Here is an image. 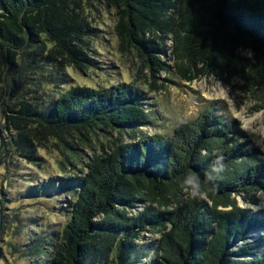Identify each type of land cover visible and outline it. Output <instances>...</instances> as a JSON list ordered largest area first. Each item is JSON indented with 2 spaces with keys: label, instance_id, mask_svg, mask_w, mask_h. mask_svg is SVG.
Masks as SVG:
<instances>
[{
  "label": "trees",
  "instance_id": "1",
  "mask_svg": "<svg viewBox=\"0 0 264 264\" xmlns=\"http://www.w3.org/2000/svg\"><path fill=\"white\" fill-rule=\"evenodd\" d=\"M107 9L121 52L135 51L154 71L169 39L180 77L237 79L264 108V0H0L2 155L36 162L46 142L65 146L73 138L92 151L83 176L51 181L52 190L73 192L58 245L32 239L24 255L40 264H107L109 257L124 264L136 233L148 230L159 234L157 264H264V251L238 244L264 221L236 201L243 193L257 204L248 193L264 189V160L237 143L222 118L208 111L170 136L143 134L126 143L121 137L133 139L147 122L138 88L70 85L47 107L33 101L42 84L62 83L53 72L94 65L92 12ZM98 136L107 140L92 147ZM217 156L224 171L203 184ZM190 174L199 175L206 199L180 200ZM139 203L144 209L127 215ZM2 205L0 198V211Z\"/></svg>",
  "mask_w": 264,
  "mask_h": 264
},
{
  "label": "rangeland",
  "instance_id": "2",
  "mask_svg": "<svg viewBox=\"0 0 264 264\" xmlns=\"http://www.w3.org/2000/svg\"><path fill=\"white\" fill-rule=\"evenodd\" d=\"M92 17V25L98 28L91 40L94 65L85 69L64 66L53 72L55 79L62 83L42 84L39 90L31 94L33 101L47 107L70 85L138 88L144 96L147 122L133 133V139L125 135L121 137L122 141L135 142L143 134L170 136L177 125L195 122L209 111L207 115L218 116L231 127L237 143L252 148L255 157L264 160V108H259L253 96L240 88L241 81L230 79L226 82L212 73L190 81L180 77L173 67L169 39H164L165 45L161 48L164 52L156 54L162 67L152 71L135 51L121 52L118 49L112 9L94 11ZM98 138L96 144L91 143L92 147H98L99 141L103 143L107 140V136ZM66 145L51 139L44 148L37 149L36 162H28L12 154L2 155L0 150V198L4 203L1 207L0 264H40L39 258L34 263L33 258L24 255V246L32 239L41 241L50 237L48 241L58 245L62 228L69 217L73 192L70 190L64 194L54 191L51 187L54 182L51 181L83 176L85 163L92 153L75 138ZM73 153H77L74 159ZM251 194L257 199V204L246 202L242 193L236 197L237 206L264 221V189L258 192L251 190L248 195ZM186 199L185 194L180 198L181 201ZM145 204L139 203L129 208L127 215L142 211ZM244 234L243 242L238 244L245 242L254 251H264V222L261 226L248 228ZM135 237L132 254L124 264H157L159 234L142 230ZM107 264H118V261L109 257Z\"/></svg>",
  "mask_w": 264,
  "mask_h": 264
},
{
  "label": "clouds",
  "instance_id": "3",
  "mask_svg": "<svg viewBox=\"0 0 264 264\" xmlns=\"http://www.w3.org/2000/svg\"><path fill=\"white\" fill-rule=\"evenodd\" d=\"M247 56L251 58V52L248 51ZM201 155L207 157L208 152L201 150ZM225 165L223 163V157L217 156L216 159L210 165L209 170L205 172L203 184H214L219 179L220 174L224 171ZM182 192L191 199H206L207 194L203 190L202 181L198 174H190L183 180L181 184Z\"/></svg>",
  "mask_w": 264,
  "mask_h": 264
},
{
  "label": "water",
  "instance_id": "4",
  "mask_svg": "<svg viewBox=\"0 0 264 264\" xmlns=\"http://www.w3.org/2000/svg\"><path fill=\"white\" fill-rule=\"evenodd\" d=\"M0 226H1V211H0Z\"/></svg>",
  "mask_w": 264,
  "mask_h": 264
},
{
  "label": "bare ground",
  "instance_id": "5",
  "mask_svg": "<svg viewBox=\"0 0 264 264\" xmlns=\"http://www.w3.org/2000/svg\"><path fill=\"white\" fill-rule=\"evenodd\" d=\"M257 236V235H256Z\"/></svg>",
  "mask_w": 264,
  "mask_h": 264
}]
</instances>
